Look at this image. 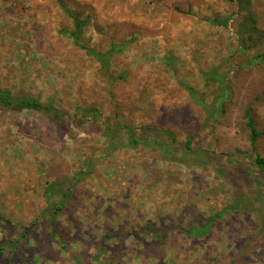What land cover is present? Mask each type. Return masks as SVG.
I'll return each instance as SVG.
<instances>
[{
    "label": "rangeland",
    "instance_id": "rangeland-1",
    "mask_svg": "<svg viewBox=\"0 0 264 264\" xmlns=\"http://www.w3.org/2000/svg\"><path fill=\"white\" fill-rule=\"evenodd\" d=\"M63 2L88 20L83 39L91 47L131 41L110 62L127 81L113 85L74 45L73 22L58 0H0V84L71 116L86 106L101 116L63 133L40 114L0 110V215L7 220H0V243L19 238L32 264H71L83 252L85 264H264V244L243 251L264 232L245 210L215 221L205 241L185 233L231 207L236 186L247 206L264 207V168L255 162L264 159V135L253 149L246 121L251 110L264 132V0H252L256 29L238 0ZM214 69L230 97L212 118L183 84L214 110L218 87L204 77ZM138 126L146 141L111 153L112 141L128 143L126 127L141 135ZM190 138L201 158L184 153ZM151 140L175 151L167 157ZM49 182L73 188L56 238L46 212ZM147 224L165 228L162 241L143 231ZM117 233L127 234L123 243L104 240Z\"/></svg>",
    "mask_w": 264,
    "mask_h": 264
},
{
    "label": "trees",
    "instance_id": "trees-1",
    "mask_svg": "<svg viewBox=\"0 0 264 264\" xmlns=\"http://www.w3.org/2000/svg\"><path fill=\"white\" fill-rule=\"evenodd\" d=\"M61 5L63 12L65 16L69 17L74 25V29L71 32V37L73 39V43L78 48L84 50L87 55L91 56L94 60L99 62L102 65L103 70L105 73H108L112 84H121L123 81H127V77L124 74H121L116 78L110 67V62L112 57H114L118 53H122L126 50L127 46L130 44L131 41H127L121 44L112 43L109 50L102 51L98 50L96 48L91 47L89 44L84 42L83 36L85 32V26L88 24L87 19H82L81 14L75 12L74 10L66 7L64 5L63 0H58ZM229 1H235V0H229ZM238 6L239 11L246 13V20L251 23V25L256 29L257 19L254 15V12L252 10V0H238ZM213 24L217 25H223L222 22L214 19L212 20ZM205 79L207 82V85L215 84L218 87L219 95L215 101L214 110L210 108L209 104L207 103V100L203 96L202 93H199L195 88L193 87H187L185 84L184 87L189 92L192 100L198 104L200 107L203 108L209 115H212V118H215V116L219 115L220 109L223 107V102L227 100V98L230 97V91L227 86L226 77L221 75L216 69L205 73ZM127 82H124L125 84ZM145 89V86L142 87V90ZM0 110L6 113H12V114H20L23 112H32L36 114H40L43 117L47 118L50 123L55 124L58 128L62 130L63 133L67 132L69 130V124L72 126H76V128L81 127L83 125L82 121H90L97 123L100 119V112L97 108L94 106H86L80 110H78L77 115L82 117L81 120H78L76 116L69 115L66 111L63 109H60L55 104L43 101L39 98H36L30 94H15L12 90L3 87L0 84ZM67 117V118H66ZM67 119V120H66ZM246 121L247 125L249 126L251 130L250 140L253 149H255V145L258 141V139L264 135V132L258 131L256 129L255 122L252 118V112L251 110L247 111L246 114ZM132 127H126L130 132L128 143H124L123 140L119 142H111L110 143V150L111 153L124 147H137L141 143L145 142L146 140H143V136H145V128L144 126H138L137 131L139 130L141 135H137V132L134 130H130ZM127 130V131H128ZM70 131V130H69ZM68 131V132H69ZM152 147H155L157 149H162L165 156H171L172 151L174 152L175 148H169L165 145L160 144L158 141H148ZM192 139L190 138L187 140V143L185 145L184 153L191 152L195 155V158L198 155V152L194 150L191 146ZM199 158H201V155H198ZM256 164L260 168H264V159L256 156L255 160ZM89 169H92V165H90ZM83 177L89 176L90 172L88 170H84ZM89 173V174H88ZM46 188V197L48 200V209L46 210L50 224L52 227L51 235L53 238H56V235L58 234V228H57V222L62 214V212L65 211L66 207L68 206L70 200L73 197V188H58L56 183H48ZM238 186H236V192H235V198L233 201V204L228 209L221 211L217 213L215 216H213L210 221L202 226L201 228L198 227H192L188 230H185V233L188 234V236L198 240V241H205L209 238L210 231L212 224L217 220L222 219H228L229 217H233L235 213L239 212V210H245L248 214H254L258 218L259 226L261 229H264V207L258 208L256 206H247L245 203V195L238 190ZM241 193V194H240ZM0 220L7 221L3 218V216L0 215ZM143 231H146L149 235H153L158 239V241L163 240V233L165 231L164 227L156 226L147 224L143 227ZM127 234H106L104 236V240H110L112 238H117L121 243L124 242L125 237ZM253 237L252 239H249L246 243L243 245V251L246 253H252L259 247H261L264 244V232L260 234V236L255 239ZM61 247L64 249H67L66 244L63 240H60ZM103 254L102 249L98 250V253L95 255V259L99 260L101 255ZM90 255L87 254V252L83 253H75L73 254V263L71 264H85V257ZM0 263L1 264H32V260H30L26 254L25 249L23 247V244L19 238L15 240H11L6 243H0ZM101 264H109L103 260Z\"/></svg>",
    "mask_w": 264,
    "mask_h": 264
}]
</instances>
